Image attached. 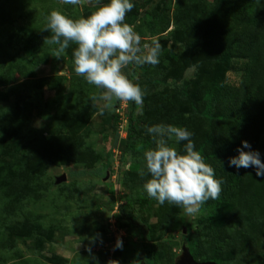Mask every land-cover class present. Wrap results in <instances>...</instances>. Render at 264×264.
Returning <instances> with one entry per match:
<instances>
[{"label": "rangeland", "instance_id": "374dc122", "mask_svg": "<svg viewBox=\"0 0 264 264\" xmlns=\"http://www.w3.org/2000/svg\"><path fill=\"white\" fill-rule=\"evenodd\" d=\"M135 1L125 22L142 44L160 42V62L127 66L145 92L143 104L114 102L108 110L90 100L100 90L74 71L77 45L57 59L44 30L53 11L80 18L98 5L0 0V264H146L149 254L153 264H175L190 242L199 262L264 264V178L253 168L233 169L241 174L238 187L197 227L199 212L189 216L147 196L143 153L125 145L129 119L139 138L152 140L146 127L169 124L173 115L199 151L209 123L202 95L218 82L213 114L232 113L233 138L221 137L225 119L213 120L218 142L207 152L224 141L236 148L247 141L264 162V28L239 12L264 18V0ZM222 4L236 10V19L224 15ZM37 30L39 49L27 56L23 47ZM251 32H257L253 43L246 38L238 48L247 55L235 54L232 48ZM224 42L230 50L220 55L216 48ZM186 143L168 141L181 153ZM154 147L152 140L147 150ZM117 239L122 249L115 248Z\"/></svg>", "mask_w": 264, "mask_h": 264}, {"label": "clouds", "instance_id": "9594fccd", "mask_svg": "<svg viewBox=\"0 0 264 264\" xmlns=\"http://www.w3.org/2000/svg\"><path fill=\"white\" fill-rule=\"evenodd\" d=\"M81 2L63 0L64 4L72 6ZM91 2L98 6L86 17L72 18L59 11L48 15L44 30L51 33L47 43L55 46L53 56L59 59L70 43L77 45L73 50L75 73L101 92L99 97L90 96L91 101H103L104 108L108 110L114 107V102L121 101L141 106L145 92L124 69L129 65H157L161 44L158 40L142 44L134 26L125 22L126 14L135 6L133 0ZM146 133L155 143L154 148L143 153L147 174L150 175L143 189L149 198L160 205L168 202L180 206L189 216L197 214L208 200L219 198L222 180L215 177L214 168L205 162L200 152L194 150L189 130L161 123L147 126ZM173 139L176 144L187 142L183 153L169 146L168 141ZM241 145L236 150L238 155L228 159V167L237 171L253 168L256 177L264 178L261 153L253 150L247 141H241ZM115 248H123L122 239H117Z\"/></svg>", "mask_w": 264, "mask_h": 264}, {"label": "trees", "instance_id": "16d2710c", "mask_svg": "<svg viewBox=\"0 0 264 264\" xmlns=\"http://www.w3.org/2000/svg\"><path fill=\"white\" fill-rule=\"evenodd\" d=\"M246 1V0H245ZM134 5L136 4V1L133 0ZM242 3V2H241ZM252 4V3H250ZM245 3H243L241 5L242 9L244 7ZM224 7L223 11H224V15L226 17L229 16V18L231 19H236L237 14H236V10H234V8L231 7V5H223ZM250 6V5H249ZM255 8V7H254ZM239 12L241 13V16H246L249 20L253 21L252 23H257L261 28H264V18L262 17V14L259 15V17H257L256 15H252V13L250 12V10L246 9L243 13L242 10L240 9ZM234 25V23H233ZM234 28V26H232ZM258 31V30H256ZM222 32V31H221ZM220 32V35H221ZM246 36L244 37V39H242L241 41H239L236 46L233 49V51L235 52V54H246L247 53H242V52H246L243 51L239 48L240 43H242L243 41L246 40L249 43H253V39H256L257 37V32H251V34H245ZM233 36H236L235 34ZM42 38V32L41 31H36L34 34V42L29 44V45H25V47H23V52L27 55V56H34L35 53L38 51L39 49V44L37 43L38 39ZM228 43H222L220 45H218V47L216 48L217 53H219L220 55L224 54L225 52H227L228 50H230V46H228ZM251 46L247 45V50H251ZM233 53V52H232ZM40 60V59H38ZM251 70V69H250ZM250 75L252 74V71L249 72ZM218 86V82H214L211 85V89L204 92V94L202 95V99L204 100L205 104L204 107L201 111L202 116L204 117V119H206L209 123H208V132L206 133L205 137H203L202 140H200V144L197 146V148L199 149L198 152H200V154L204 157V159L206 160H210L212 162L209 161V165L212 166L215 170V177L217 179L222 180V185H221V193L218 199L216 200H212L211 202L207 201L205 202L199 210V217H198V223H197V227L200 226V224H204L207 220H212L214 218V215L218 214V211H220V206L226 201L229 200V192L230 191H234L239 183H240V173H232L234 167H228V159L232 156H236L233 155L237 148L235 146L232 145V147L229 145V143H227V141H224L223 143H218L217 146H215L214 148H210V151L207 152V149L211 146L214 145L215 142H218L217 140V135L212 131L211 127V123L213 120H217L220 121L223 119H225L226 121H224L226 124L229 122L230 120V116H233L232 113L224 111L222 113L218 112L216 114H213L215 111V90H217ZM169 117H167V121L169 124H173L174 126H177V123H175L176 117L173 115H168ZM179 116V115H178ZM180 117V116H179ZM129 134L127 135V138L125 139V145L128 149H130L133 153H135L136 155L144 153V151L147 150V148L150 147L152 140L149 139V137L146 138H139L132 125H130V119H129ZM232 132L230 131L228 124L226 127V130L224 131V135L225 136H221V137H226L227 139H231L233 138V135L231 134ZM230 149L233 154L232 156H228L226 157V155L224 154L226 150ZM214 158V160H213ZM122 159V158H121ZM138 163L135 162L133 163L130 167H129V171L133 174L138 172ZM218 174V175H217ZM231 174V176H230ZM199 225V226H198ZM188 250L191 254V256L193 258L196 257V252H195V245L193 242H190L188 244ZM210 261H214L216 264H221L220 261L217 260H210ZM153 264V256H151L150 254L147 257V261L146 264Z\"/></svg>", "mask_w": 264, "mask_h": 264}, {"label": "water", "instance_id": "95a60500", "mask_svg": "<svg viewBox=\"0 0 264 264\" xmlns=\"http://www.w3.org/2000/svg\"><path fill=\"white\" fill-rule=\"evenodd\" d=\"M61 180V178L58 179V181ZM181 255L178 257V259L175 261V264H216L214 261H196L190 254L188 248L186 246L181 247Z\"/></svg>", "mask_w": 264, "mask_h": 264}]
</instances>
